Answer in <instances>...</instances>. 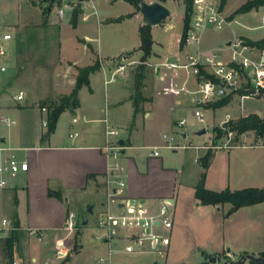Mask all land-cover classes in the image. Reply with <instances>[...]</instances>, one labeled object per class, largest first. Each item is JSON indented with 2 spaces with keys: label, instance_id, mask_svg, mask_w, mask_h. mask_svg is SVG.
<instances>
[{
  "label": "crops",
  "instance_id": "crops-1",
  "mask_svg": "<svg viewBox=\"0 0 264 264\" xmlns=\"http://www.w3.org/2000/svg\"><path fill=\"white\" fill-rule=\"evenodd\" d=\"M121 1L123 0H109V3ZM87 5L95 15L84 13L81 9V1L80 7H76L79 12L75 17L73 28L79 24V15L85 29L96 25L98 31L96 36L83 33L82 36L76 37V40L77 44L81 45V55L86 57L87 65L98 61L100 66L98 71L89 76V86H83L79 90L78 106L68 109L74 113L68 125V131H59L57 126L59 115L54 130L48 133L47 129L41 126V120L48 117L51 111L45 114L41 112V109H37L40 113V125L37 129L28 132L27 128L21 126L15 133L8 131L0 139L8 148L0 153V161L14 155L17 159L28 163V170L19 173L11 186L0 189V238L8 235L14 222L18 224V241L13 250L12 261L18 264H36L39 256L37 257L36 253L30 254L22 247L35 245V241H43V245L47 246L51 236L54 242L57 239L55 232L63 229L68 213L72 212L69 209L70 204L77 201L78 197H80V208L85 209L86 214L90 204H93V213L96 205L94 200L98 201V210H102L109 163L102 151L106 141L105 125L107 124L119 130L121 142L129 147L121 160L126 167L125 194L127 198L143 202L151 210L156 208L160 200L168 199L172 203V220L177 203L182 206L186 199L191 203V207L202 209L201 214L207 218L204 225L207 234L202 242V248L206 250L201 252V258L195 260L194 264H206L210 257H215V262L221 259V264H250L247 260L237 262L245 254L253 256L264 254V202L241 207L232 214L226 215L230 205H201L194 196V188L202 173L199 159L208 151H211L213 155L205 170L204 187L207 190L218 192L225 189L235 191L245 188H263L264 146L255 141L257 138L253 142L252 136L249 135L245 143L252 146L221 149L195 148L201 145L207 146L206 140L199 139L206 134L205 125L220 121L223 116L222 110L226 107L213 110L199 103L198 96L193 93L196 86L191 77L187 80L185 91L178 95L162 93V88L171 79L178 85L186 79L183 71H171L162 67L165 62L184 60L191 50L189 47L180 45L182 25L179 37L175 35L174 40L170 37L167 40L154 39L150 27L152 46L150 56L146 58L145 76L140 74L137 79L132 80L127 76L128 70H126L123 73H116L115 80L106 84L105 81L110 79L118 66V61L114 59L124 54L140 55L141 15L129 4L130 7L126 13L104 18L98 13V0H90ZM43 9V5H37L42 22L39 21L35 26L41 28L51 25L49 19L51 9L49 12H44ZM93 15V21L89 22L90 16ZM85 16L86 19H83ZM71 21L72 13L70 12L68 23L72 26ZM162 24V29L168 33L175 28L173 21ZM27 26L29 25L26 24L24 27ZM110 26L115 27L114 30L118 26L123 28H120V32L111 29H108L105 34L99 32L100 28ZM5 34L10 35V39L6 41L12 40L9 32ZM228 44L230 41L225 43V48H201L200 44V49L224 53ZM16 47L14 54L16 65L18 62L21 63L22 70L25 68L26 59L20 55L21 53L19 54L17 44ZM43 56L46 55L43 54ZM64 64L66 66L61 67L62 71L57 69L56 76H69L67 83L72 89L76 78V68L87 65L80 66L76 60L67 61ZM139 72L141 73L142 70L140 69ZM40 100L42 98L36 97L31 102ZM6 108L3 107L2 110L13 115L17 111H22L23 106L14 105ZM184 109H191L193 113L198 110L202 113L203 121L199 122L195 118L199 126L191 131V135L200 141H187V133H182L180 139H176L177 142L191 144L193 147L179 150L165 148L162 136L165 134L175 137L174 133L167 132L177 128L175 124L180 119H177L175 114ZM75 112L78 114L75 115ZM73 119H76V122H73ZM14 122L13 125L16 124V120ZM74 126L77 128L75 129ZM203 129L205 133L197 135V132ZM74 131L77 136L70 137ZM219 142L220 140L217 144H220ZM151 147H158L157 156H149ZM49 190L58 192L60 197H49ZM81 215V221H87L84 220L85 214L81 213ZM2 220H6L8 225L3 226ZM171 230L168 233L169 236ZM29 231H35L37 236L30 235ZM80 234L79 232L78 238ZM212 234H217V238H213ZM79 243L78 251L74 252V255H79L82 250ZM70 245L67 255H60V257L68 256L73 242ZM223 252L230 253L233 256L232 259L217 258V255ZM55 256L58 255L55 253ZM159 260V258L152 260V264H159ZM160 261L161 264H187L184 258L172 263H168L165 258ZM109 262L113 264L111 258ZM65 263L67 261L62 264ZM0 264H7V260L1 254ZM44 264L49 263L45 261Z\"/></svg>",
  "mask_w": 264,
  "mask_h": 264
},
{
  "label": "rangeland",
  "instance_id": "rangeland-1",
  "mask_svg": "<svg viewBox=\"0 0 264 264\" xmlns=\"http://www.w3.org/2000/svg\"><path fill=\"white\" fill-rule=\"evenodd\" d=\"M81 1L82 11L84 13H92L95 15L93 10L87 7L89 0ZM167 1L168 0L163 3L170 11V14L162 23L173 21L175 28L168 33L162 29V23V25L159 24L151 27L154 39L167 40L171 38L174 40L175 35H180L179 30L184 16L183 0ZM245 1L247 0H228L225 6L221 9L219 7V0L215 1L218 13L224 18L226 24H223L220 29L208 25L203 31L201 48H225V43L228 41L231 43L236 40H243L248 44L250 41L264 40V6L251 10L248 13L233 14L234 11ZM73 2H78V0H54V3L51 6L49 0L45 2L42 0H0V45L6 50L5 55H0V68H5L4 71L0 70V110H2L3 107L4 109H7L6 107H13L14 105H17V107L23 106L22 111H17L13 115H9V113L3 110L0 111V117H8L14 121L16 120V124L9 128L0 123V138H2V135L6 134L8 131L15 133L21 126L27 128V130H29L28 132L37 129L40 125V113L37 109L40 110L42 107H46L50 112L54 105L59 103L60 98L68 95L71 89L68 87L67 83L69 82V76L62 75L57 77V69L62 71V68L66 66L64 63L73 60H76L77 64L80 66L87 65V59L81 55V45L77 44L76 37L82 36L83 33L96 36L98 31L96 25L89 26L90 28L85 29V26L83 25L84 23L81 21V15H79V24L75 28L69 25L68 17L70 12L73 14V11L76 8L70 10L67 5L70 4L74 6L75 4ZM37 5H43L44 12H47L48 8L51 9L49 18L51 21L50 26H44L42 28L35 26V24L41 21ZM62 6L64 7L63 16L58 20L56 13L58 8H61ZM128 7H130V5L123 1L110 4L109 0H98V13L103 15L102 17L104 18L122 15L126 13ZM133 8L137 13L139 12L135 6H133ZM94 15L92 17L90 16L89 22L93 21ZM190 23L191 17L189 24ZM26 24L29 26L24 27ZM113 28L115 27H103L100 28L99 32L105 34L108 29L113 31ZM120 28L123 27L118 26L114 31L120 32ZM7 32L12 35V40L3 41L2 36ZM16 44L19 47V54L21 53L20 55L26 59V64L23 62L25 68L22 70L20 69L21 63L18 62L16 65V55H14L17 48ZM262 45H264V43ZM228 52V49L225 50L223 56L227 57ZM43 54L46 56H43ZM141 56L142 52H140V55L133 56L124 54L114 59V61H118L122 57L125 58V62H131V64L127 66V76L134 80L137 79L140 74H143L144 76L146 74L145 68L147 67V60L145 59L142 61ZM140 69L142 70L141 73L139 72ZM245 79L243 76L239 75L237 85L232 86L225 91V96L231 94V100L225 106L226 108L222 110L223 114H221L223 116H221V120L218 122L213 121L212 123L205 125L206 134L199 139L206 140L207 146H210L213 143L217 144L218 140H220V144L227 140L225 135L217 141L214 140L215 133L213 132V129L215 127L224 129L225 123L229 120L235 121L238 118L247 116L251 113L264 116L263 98L256 97L255 95L246 96L235 93V91L239 89L243 90L246 88L249 81ZM19 91L24 93V97L22 100L17 101L16 96ZM36 97L42 98V100L31 102V100ZM77 114L78 113L75 112V115ZM73 116L74 113L68 109L61 112L57 124L59 131H68V125ZM175 117L177 119L184 118L186 120V125L182 128H172L171 130L173 132L171 133L170 130V132L167 133H174L177 139H179V134L187 133V141H200L191 135V131L199 126L191 109L177 111ZM74 127L75 129L77 128L76 126ZM225 132L228 131L225 130ZM247 134V136H252L253 142L257 138L255 141L258 143H264V135L262 137H256L253 132H247ZM234 143V141L231 142V144ZM2 145L6 146L5 144ZM78 200L75 202L73 201V203L70 204L69 209L76 214L79 223L82 222L81 213H84L86 216L84 220H87V224L78 227V231L81 234L75 241L74 234L68 237L66 245L71 247L70 244L73 242L72 249L68 256L66 258H62L60 255L57 257L55 256L53 248L54 242L53 237L51 236L48 239L47 246L43 245V241H35V245L22 247L23 250L29 251L30 254L36 253V256H39L36 264H44L45 261L49 264H62L66 261L67 263L65 264H95L99 258L107 257V249L104 242L93 237L96 228V214L101 211L98 210V201L96 202V200H94L96 205L93 209V213L86 214L85 209L80 208V197H78ZM91 205L92 204H90V206ZM201 210V208L191 207V203L187 199L184 200L182 206L177 203L175 212L173 213V227L169 236L170 245L165 256V260L167 259L168 263L184 258L187 264H194L195 260L201 258V252L204 249L206 250V248H202V242L205 240L207 234L204 227L207 218L201 214ZM55 234L57 238H62L65 236L66 232L62 229L56 231ZM212 237L217 238V234H212ZM78 243L82 246V250L79 255H74L73 253L78 251ZM224 253L225 252L217 255V258L228 260ZM109 258H111L113 264H152V260H157V257L152 254L127 255L121 252L113 253ZM160 260L159 264H161ZM221 263V259H218L217 262H215V264Z\"/></svg>",
  "mask_w": 264,
  "mask_h": 264
},
{
  "label": "built area",
  "instance_id": "built-area-1",
  "mask_svg": "<svg viewBox=\"0 0 264 264\" xmlns=\"http://www.w3.org/2000/svg\"><path fill=\"white\" fill-rule=\"evenodd\" d=\"M90 1V0H89ZM216 0H192L191 23L186 32L183 46L190 48V52L186 54L184 60L175 62H165L162 64L167 70L183 71L185 81L178 85L173 79L162 88L163 94L178 95L185 91V85L189 77H191L196 86L193 92L199 103L207 104L225 96V91L236 86L238 76L241 75L245 80L249 81L250 89L255 93L264 89V45L261 47L251 46L243 40L231 42L227 49L228 56L224 57L222 51L200 49L201 32L208 26L212 25L216 29H220L223 24H226L224 18L220 16L217 10ZM72 2V1H71ZM79 2V1H78ZM78 2H73L75 5L68 4V8L73 10L77 7ZM63 6L58 8L56 16H63ZM86 19V16L83 17ZM10 39L9 34H4L2 40ZM5 48L0 45V55H5ZM131 62H125V58L118 60V66L110 79L105 83L114 81L116 73H123L127 70V66ZM1 71L5 68L1 67ZM212 76L215 81L204 74ZM221 82L224 83L221 86ZM246 96H249L246 94ZM24 97L22 91L18 92L16 100L20 101ZM41 112L47 114L46 107L41 108ZM195 118L203 121V115L198 110L194 111ZM76 122V119H73ZM106 123V120L104 119ZM0 123L9 128L15 122L8 117H1ZM177 128H182L186 125V120L180 119L176 122ZM41 126L48 128V117L41 120ZM181 134H179L180 137ZM234 133L226 132L227 140L223 144H211L210 146H196L197 149H221L232 147H247L252 144H246L247 132L239 135L238 139L234 138ZM77 136L74 131L70 137ZM106 141L102 147V151L109 160L108 170L105 178V201L102 204V210L96 214L95 231L93 237L104 242L106 245L107 257L99 258L95 264H110V256L113 253L121 252L127 255H141L151 253L157 258L164 259L169 246V231L172 228V203L168 199H162L158 202L156 208L151 210L147 205L138 200H131L126 197V167L122 164V156L129 148L124 143L120 144L119 130L105 125ZM165 141L164 147L171 150L185 149L193 147L191 144H181L176 140V136L163 135ZM1 139V138H0ZM180 139V138H179ZM234 141V144L231 142ZM0 140V153L8 150L2 145ZM260 145L264 146V143ZM149 156H157L158 147H151ZM28 170V163L24 160L17 159L14 155L7 156L0 161V189L8 188L16 179L19 173ZM2 225H8L6 220H2ZM82 222L77 221L76 214L69 212L63 230L66 232L62 238H57L54 241V250L56 255L66 256L68 246L66 241L68 237L73 235ZM30 235L37 236L35 231H29ZM226 259L231 260L232 255L228 252L224 253ZM13 264H18L13 262Z\"/></svg>",
  "mask_w": 264,
  "mask_h": 264
},
{
  "label": "trees",
  "instance_id": "trees-1",
  "mask_svg": "<svg viewBox=\"0 0 264 264\" xmlns=\"http://www.w3.org/2000/svg\"><path fill=\"white\" fill-rule=\"evenodd\" d=\"M130 5L135 6L138 11V4L141 0H123ZM160 3L165 2L166 0H158ZM177 1V0H172ZM228 0H219L220 9L225 6ZM184 3V16L182 21V31L180 36V45H183L184 39L186 36V32L189 28L190 16L192 13V0H183ZM264 6V0H247L243 4H241L233 14H244L248 13L251 10L258 9L259 7ZM79 10L75 9L72 14L71 24L75 26V17ZM140 33V51L142 52L141 60L144 61L146 58L150 56L152 39L150 36V27L149 26H141L139 28ZM264 43V40L259 41H250L248 42L251 46H260ZM87 47H90L87 45ZM99 62L95 61L91 65H87L84 67L76 68V78L75 83L71 91L68 95H65L60 98L59 103L54 105L48 116V128L47 132L51 133L57 121L58 116L65 109H74L78 106V92L83 86H89V76L98 71ZM204 74V72H202ZM206 77H210L212 81H215L212 76L204 74ZM250 85L247 84L246 87ZM234 93V92H233ZM235 93L239 95H255L256 97H261L264 99V89L255 93L254 90L250 89L249 91H244L239 89L235 91ZM231 100V94L222 97L214 102L207 103L204 105L205 108L218 109L225 107ZM54 116L56 119L54 120ZM225 130L228 132H233L235 134L234 138L238 139L239 135L246 132H253L256 137H262L264 135V116H259L256 113H251L247 116H243L238 118L237 120H229L225 123L224 129H220L215 127L213 132L215 133L214 140L217 141L223 135H225ZM213 153L208 151L203 157L199 159V164L202 169V173L200 175V180L198 184L194 188V196L196 200L199 201L201 205H209V206H223L225 204L230 205L226 215H230L235 212L237 209L245 206H250L258 203L264 202V187L263 188H245L235 191H230L228 189L222 191H210L204 187V178H205V170L208 168L210 159L212 158ZM49 197L59 198L60 194L54 191H48ZM18 224L14 222L13 228L9 231L6 237L0 238V254L4 259L7 260V264H12V256L13 250L16 247V243L18 241ZM79 235V231L76 230L74 233V240L77 239ZM260 257L264 259V254Z\"/></svg>",
  "mask_w": 264,
  "mask_h": 264
},
{
  "label": "water",
  "instance_id": "water-1",
  "mask_svg": "<svg viewBox=\"0 0 264 264\" xmlns=\"http://www.w3.org/2000/svg\"><path fill=\"white\" fill-rule=\"evenodd\" d=\"M43 2L47 0H42ZM78 5L77 7H80V2L81 0H78ZM54 3V0H49L50 6ZM139 7V13L141 15V26H149V27H154L159 24H161L170 14V11L168 8L163 5L162 3L158 1H153V2H145V1H140L138 4ZM47 11H50V8L47 9ZM229 45V44H228ZM221 86L224 85L223 82L220 84ZM56 119V116H54V120ZM205 130H201L200 132H197V135L204 134ZM226 133V132H225ZM122 144V142H119ZM93 205V204H92ZM89 206L87 208V213L92 214V208L93 206ZM87 221L82 222V226L86 225ZM247 260L250 264H264V259L260 256H253L250 254H245L242 255L237 263H241L242 261ZM215 258L210 257L206 264H214L215 263ZM185 264V263H183Z\"/></svg>",
  "mask_w": 264,
  "mask_h": 264
}]
</instances>
